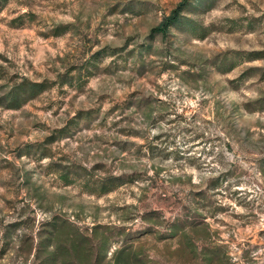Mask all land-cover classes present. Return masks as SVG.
Returning a JSON list of instances; mask_svg holds the SVG:
<instances>
[{
    "label": "rangeland",
    "instance_id": "1",
    "mask_svg": "<svg viewBox=\"0 0 264 264\" xmlns=\"http://www.w3.org/2000/svg\"><path fill=\"white\" fill-rule=\"evenodd\" d=\"M0 264H264V0H0Z\"/></svg>",
    "mask_w": 264,
    "mask_h": 264
},
{
    "label": "trees",
    "instance_id": "2",
    "mask_svg": "<svg viewBox=\"0 0 264 264\" xmlns=\"http://www.w3.org/2000/svg\"><path fill=\"white\" fill-rule=\"evenodd\" d=\"M179 12H180V7L173 10L171 15L166 17V19L163 22H161L160 26H158L157 29H160L162 31L166 30L170 24H172L174 21L177 20V18L179 17ZM20 104L21 103H16V104L14 103V105H11V107H18L20 106ZM64 178L69 180V177H67V175L64 176ZM126 182L128 181L123 176L112 175L105 177L103 181L100 183V185H97L98 186L97 188L100 193H107L125 184Z\"/></svg>",
    "mask_w": 264,
    "mask_h": 264
}]
</instances>
